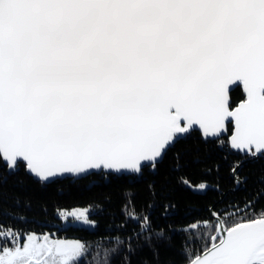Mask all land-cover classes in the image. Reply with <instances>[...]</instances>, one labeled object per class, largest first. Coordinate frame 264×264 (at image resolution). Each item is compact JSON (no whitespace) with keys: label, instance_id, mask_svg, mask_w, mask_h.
Masks as SVG:
<instances>
[{"label":"snow or ice","instance_id":"obj_1","mask_svg":"<svg viewBox=\"0 0 264 264\" xmlns=\"http://www.w3.org/2000/svg\"><path fill=\"white\" fill-rule=\"evenodd\" d=\"M233 86L243 89L238 103ZM195 130L205 140L231 132V149L264 157V0H0V161L9 171L43 184L65 174L134 178ZM125 205L129 220L114 224L124 238L97 264L121 254L131 264L172 239L136 213L133 193ZM230 207L190 222L189 231L214 234L198 253L185 245L187 264H264V207L248 202L238 216ZM90 212L59 215L95 228ZM89 254L86 241L0 223V264H85Z\"/></svg>","mask_w":264,"mask_h":264},{"label":"trees","instance_id":"obj_2","mask_svg":"<svg viewBox=\"0 0 264 264\" xmlns=\"http://www.w3.org/2000/svg\"><path fill=\"white\" fill-rule=\"evenodd\" d=\"M233 98L234 102L243 98L241 89L233 93ZM240 159V153L229 148L226 137L204 140L201 133L194 131L169 149L155 170H145L141 177L113 175L104 179L93 174L77 181L63 179L43 184L24 168L8 172L0 161V223L18 224L41 235L57 230L56 237L86 241L90 254L85 264H97L105 258L106 248L116 247V236L124 238L114 224L129 220L121 213L126 210L125 193H133L136 213H150L155 223L169 227L172 239L157 244L158 255L143 247L131 256V264H187L185 245L198 253L209 235L214 234L211 229L189 231L191 221L203 225L211 208L219 209L225 204L235 206L229 208L234 216L242 215L248 202L258 209L264 207L263 159L244 166L238 173L244 179L242 188L224 195L236 186L232 172ZM200 183L206 184L207 190H194ZM75 208L91 209L90 219L98 222L97 226L67 225L59 213ZM10 211L25 214L27 221L21 223L10 217ZM113 264H125L123 254L116 256Z\"/></svg>","mask_w":264,"mask_h":264},{"label":"water","instance_id":"obj_3","mask_svg":"<svg viewBox=\"0 0 264 264\" xmlns=\"http://www.w3.org/2000/svg\"><path fill=\"white\" fill-rule=\"evenodd\" d=\"M237 89H241L242 90V92H243V89H242V86L241 87H236V86H233V90L230 92V95H231V97H232V100H233V93L237 90ZM241 100V99H240ZM239 100V101H240ZM238 101V102H239ZM234 102V101H233ZM237 102V103H238ZM195 131H198L199 133H200V131L199 130H195ZM192 132H194V131H191L190 133H192ZM189 133V134H190ZM189 134H185V135H183L178 141H176L175 142V144L176 143H178L179 141H181L182 139H184L186 136H188ZM230 135H231V132H228V133H226L224 136H222L221 138H223V137H226L227 139H229V137H230ZM201 136H202V134H201ZM202 138L204 139V137L202 136ZM205 140V139H204ZM208 140H216V139H212V138H209ZM174 144V145H175ZM228 146H229V148H231L230 147V145L228 144ZM170 149V148H169ZM233 151H235V152H238V153H240V154H242L243 156H245V158L244 159H242L238 164H239V167H235V173L234 172H232L233 173V177L235 178V180H236V186L234 187V188H231V189H229L228 191H226L225 193H224V195H226L227 193H229V192H236V191H238V190H240L241 188H242V185H243V180L238 176V173L240 172V170L246 165V164H248V163H250V162H254V161H257L259 158H252V157H250V156H248V155H246L245 153H243V152H239V151H237V150H234V149H232ZM168 152V151H167ZM165 157V156H164ZM261 158V157H260ZM164 159V158H163ZM163 161V160H162ZM20 170V169H19ZM18 170V171H19ZM26 170V169H25ZM8 172H10V173H13V172H11V171H9V169H8ZM17 172V171H16ZM26 172L29 174V175H31L32 177H34V175H32V174H30L27 170H26ZM89 176V175H88ZM138 176H142V175H138ZM87 177V176H86ZM237 177L239 178V181H240V183H238L237 182ZM35 178V177H34ZM35 179H37V178H35ZM63 179H71L72 181H77V180H79V179H82V178H77V177H75V176H73V175H71V174H65V175H63V176H59V177H57V178H54L51 182H49V183H52V182H54V181H57V180H63ZM38 180V179H37ZM49 183H46V184H49ZM223 200V197L221 198V199H219V201L217 202V203H219V202H221ZM211 210H214V208H211Z\"/></svg>","mask_w":264,"mask_h":264},{"label":"rangeland","instance_id":"obj_4","mask_svg":"<svg viewBox=\"0 0 264 264\" xmlns=\"http://www.w3.org/2000/svg\"><path fill=\"white\" fill-rule=\"evenodd\" d=\"M76 210L87 211L86 209H81V208H75L72 211H76ZM67 212H69V211H65L64 213H67ZM66 224L67 225L73 224L74 226H81V227H91L90 225L85 224V223H82V222L74 219L73 217H70V218L69 217H66ZM53 237L55 238L56 236H53ZM56 238H59V237L57 236ZM59 239L78 240L77 238H74V237H69V238H67V237H61Z\"/></svg>","mask_w":264,"mask_h":264},{"label":"bare ground","instance_id":"obj_5","mask_svg":"<svg viewBox=\"0 0 264 264\" xmlns=\"http://www.w3.org/2000/svg\"><path fill=\"white\" fill-rule=\"evenodd\" d=\"M241 91H242V90H241ZM233 101H234V98H233ZM238 101H239V100H238ZM238 101H237V102H238ZM237 102H234V103H237ZM190 134H191V133H190ZM190 134H189V135H190ZM227 140H228V139H227ZM171 148H172V147H171ZM171 148H170V149H171ZM240 157H241L240 161H241L242 159L245 158V156H243L242 154H240ZM261 158H262V157H261ZM261 158H259L258 160H260ZM258 160H257V161H258ZM240 161H239V162H240ZM254 162H256V161H254ZM250 163H253V162H250ZM248 164H249V163H248ZM248 164H246V165H248ZM246 165H245V166H246ZM89 176H90V175H89ZM142 176H143V174H142ZM87 177H88V176H87ZM138 177H141V176H138ZM33 178H34V177H33ZM54 182H55V181H54Z\"/></svg>","mask_w":264,"mask_h":264},{"label":"flooded vegetation","instance_id":"obj_6","mask_svg":"<svg viewBox=\"0 0 264 264\" xmlns=\"http://www.w3.org/2000/svg\"><path fill=\"white\" fill-rule=\"evenodd\" d=\"M261 159H263L262 161H264V157H262ZM243 182H244V179H243ZM230 208H231V207H230ZM62 226L65 227V225H62ZM56 227L62 228V227H60V226H56ZM54 232H55V231H54ZM54 232L51 234V236H52V235L55 236V235L58 233L57 230H56L57 233H56V232L54 233ZM47 234H50V233H47ZM61 235H63V234H61Z\"/></svg>","mask_w":264,"mask_h":264}]
</instances>
